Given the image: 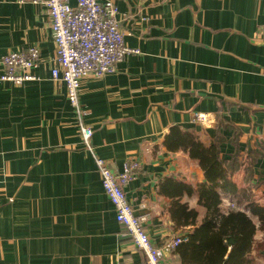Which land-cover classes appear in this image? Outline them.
<instances>
[{
	"label": "crops",
	"instance_id": "0c3cea01",
	"mask_svg": "<svg viewBox=\"0 0 264 264\" xmlns=\"http://www.w3.org/2000/svg\"><path fill=\"white\" fill-rule=\"evenodd\" d=\"M112 1L124 43L140 52L113 73L82 80L78 115L51 78L55 46L44 5L0 0V60L33 45L40 53L37 80L0 81V264H145L115 219L95 156L114 172L126 160L141 163L124 191L163 263L201 264L164 249L207 215L198 161L164 145L174 127L217 144L237 190L217 188L218 208L242 211L255 225L249 248L227 264H264V231L251 212L264 207V0ZM195 113L212 116L202 124ZM80 123L92 128L94 153ZM178 182L192 192L177 195ZM177 201L196 211L194 225L177 227Z\"/></svg>",
	"mask_w": 264,
	"mask_h": 264
},
{
	"label": "built area",
	"instance_id": "2783aa9c",
	"mask_svg": "<svg viewBox=\"0 0 264 264\" xmlns=\"http://www.w3.org/2000/svg\"><path fill=\"white\" fill-rule=\"evenodd\" d=\"M44 5L55 46V60L51 70L54 82L65 87L66 98L80 114L79 93L83 79H100L113 73L118 63L131 54H138V48L124 43V32L119 21V10L112 0H76L74 6L69 0H17ZM40 63L39 47L29 46L23 50L11 51L0 60L2 68L0 81L14 86L35 81V70ZM211 114L195 113L198 123H206ZM79 132L85 148L93 152L92 128L79 124ZM95 165L101 187L113 206L115 219L129 235L132 246L139 250L145 264H164L162 251L149 238L144 217L134 213L125 195V187L140 171L141 163L135 159L126 160L119 172L112 171L108 163L95 156ZM184 239L174 237L165 243L164 249L173 250Z\"/></svg>",
	"mask_w": 264,
	"mask_h": 264
},
{
	"label": "trees",
	"instance_id": "16d2710c",
	"mask_svg": "<svg viewBox=\"0 0 264 264\" xmlns=\"http://www.w3.org/2000/svg\"><path fill=\"white\" fill-rule=\"evenodd\" d=\"M164 145L171 151H187L191 158L198 161L205 175V182L198 185V201L206 208L207 215L202 224L193 233L187 234L186 240L176 247L177 253L182 260L197 257L201 264H227L228 258L236 259L240 250L249 248L256 229L244 212L233 210L225 215L218 208L220 198L217 188L228 189L233 193L237 190L219 158L217 144L205 146L194 133L174 127L165 136ZM191 189L185 184L177 183V195L183 191L191 193ZM251 212L256 214L260 228L264 231V207L251 206ZM171 215L177 219V227H180L194 225L197 213L177 201L176 207L171 208Z\"/></svg>",
	"mask_w": 264,
	"mask_h": 264
}]
</instances>
